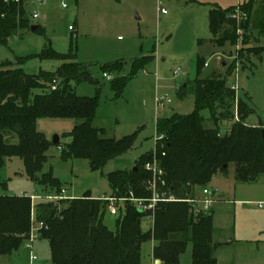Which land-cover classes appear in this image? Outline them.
Listing matches in <instances>:
<instances>
[{"label": "trees", "instance_id": "trees-1", "mask_svg": "<svg viewBox=\"0 0 264 264\" xmlns=\"http://www.w3.org/2000/svg\"><path fill=\"white\" fill-rule=\"evenodd\" d=\"M236 10L247 16L239 24L230 18ZM31 26L24 0H0V46H7L8 39L20 29L31 31ZM239 28L242 30L239 59L245 51L255 54L264 51V47L257 46L264 41V0H249L226 11L211 7L208 29L214 46L236 45ZM253 32L261 40H254ZM33 33H39L38 26ZM40 57L63 62L58 73L25 74L17 66L30 58L19 59L15 65H0V169L5 159L19 158L27 177L42 187L50 186L56 196L65 189L51 171L44 173L43 169L50 146L59 142L52 144L37 131L39 119L80 121L68 134L69 143L60 148L62 160H87L92 171L101 170L109 161L129 152L137 136L109 139L103 130L92 126L97 99L78 97L71 86L72 82L94 81L86 66L69 62L71 56L56 55L49 46ZM148 59L144 58L140 66ZM205 64L203 59L196 62L197 76L191 88L194 112L156 122V135L163 138L156 140L155 149L141 155L131 170L107 176L112 198H126L128 191H132L135 198L151 199L153 175L145 170V165L154 160L162 171L161 180L156 182L157 192L177 200L194 198L195 191L206 187L214 176L227 177L232 165L238 182H254L264 175V126L246 124L253 112L249 99L237 95L223 76L213 73L201 78ZM123 87L121 83L115 88L117 96ZM35 90L41 93L33 95ZM186 91L187 86H181L177 94L183 97ZM205 109L211 128L204 126L200 116ZM12 135L17 138L15 144L5 140ZM0 187L4 186L0 183ZM108 205L106 200L85 196L56 203L39 202L33 208L29 196L0 193V256L17 252L27 242L33 227V209L36 222L44 223L38 238L47 242L51 264H141V247L146 242L154 243L153 259L161 264H179L188 244L191 264H218L213 257L211 214L194 212L185 202H159L152 228L143 232L142 220L151 214L124 202L114 216L116 227L111 231L104 223L105 216L110 215Z\"/></svg>", "mask_w": 264, "mask_h": 264}, {"label": "rangeland", "instance_id": "rangeland-1", "mask_svg": "<svg viewBox=\"0 0 264 264\" xmlns=\"http://www.w3.org/2000/svg\"><path fill=\"white\" fill-rule=\"evenodd\" d=\"M248 1L44 0L39 4L36 0H24L30 24L38 26L39 33L18 30L8 39L7 46H0V65H15L19 59L30 58L17 67L31 76L41 73L54 76L63 62L41 58L42 51L49 46L56 55L71 56L68 61L86 66L94 79L90 83H71L78 97L97 99L92 126L103 130L105 138L109 139L137 136L129 152L109 161L101 170L92 171L87 160H62L60 148L64 149L69 143L68 134L80 121L39 119L36 122L38 132L49 142L55 136L59 138L58 145H51L47 152L48 162L43 172L51 171L72 199L112 198L107 176L131 170L141 155L155 149L156 122L175 114L186 116L194 112L191 88L197 76L198 59L207 63L201 78L220 74L227 86L236 88L237 95L248 97L253 112L246 124L264 126V51L260 54L245 51L239 59L240 47L231 43L214 46L208 29V13L212 6L226 11ZM255 38L260 39L253 32ZM257 46L264 47V41ZM144 58L149 59L142 67L140 62ZM104 66L108 69H101ZM104 72L110 80L104 77ZM121 83L124 87L117 96L115 88ZM178 84V89L187 86L183 97L177 94ZM40 93L35 90L32 94ZM157 97L169 101L164 108H156ZM200 116L206 128L213 127L206 109ZM222 129L226 131L227 128ZM5 140L9 144L17 143L13 135ZM0 183L4 186L0 187V193L11 196H55L53 188L42 187L27 177L19 158L4 160ZM206 187L214 193L215 203L208 212L213 215L212 242L217 247L213 254L218 264H264V175L254 182H238L234 179L232 165L227 177L216 175ZM39 202L46 200H35L32 207ZM116 219L108 214L105 216L104 223L109 230H115ZM141 228L143 232L152 228L150 215L144 217ZM42 245L41 250L32 251L37 258L36 264H51L47 246L44 242ZM29 249L22 246L18 252L0 256V264H28ZM152 252V242L144 243L140 263L153 264ZM179 264H191L190 244Z\"/></svg>", "mask_w": 264, "mask_h": 264}, {"label": "built area", "instance_id": "built-area-1", "mask_svg": "<svg viewBox=\"0 0 264 264\" xmlns=\"http://www.w3.org/2000/svg\"><path fill=\"white\" fill-rule=\"evenodd\" d=\"M6 1H14V0H6ZM37 3L39 4H43L44 0H36ZM62 7H65V5L63 4ZM162 14H166V11L161 10ZM34 17H36V15H34ZM231 19H234L238 22V24L241 21H245L247 19L246 14L240 13L239 10H236V12L234 14H232L230 16ZM237 43L236 46L239 49V47H241V43H242V30L239 28L237 29ZM207 66V64H205V67ZM104 77L107 80H110V77L106 74H104ZM176 88H179V84L176 85ZM233 90H235L236 88H232ZM236 91V90H235ZM166 102L168 103L169 101H165L164 98H155V106L157 109H162L165 107ZM163 137H157L156 140H161ZM145 170L149 171L152 173L153 175V182H152V190H153V194H152V198L151 199H139V198H135L134 194L132 191H128L126 198H121V199H115V198H108L106 199V201H108L109 205H108V212L111 216H116L118 214V209H119V205L123 204L124 202H130L132 203L140 212L142 213H150V218L153 221L154 218V211H155V207L159 202H185L187 204H189L192 208V210L194 212H204L207 213L209 210L210 205L213 203L212 197H213V193L211 191L208 190L207 187L204 188H200V194H201V198H192V199H188V200H177L174 197H169L167 198V196L164 193H158L157 189H156V182H159L161 180V176H162V171L159 168L156 160H154L152 163H147L145 165ZM31 201H32V206L34 205V201L35 200H39V199H44L47 202H51V203H56L58 200H68V199H72L71 197H69L67 195V192L65 190H61L60 194L56 195V196H47V197H41L38 195H31L29 196ZM31 221L33 223V227L29 236V239L27 240V242L25 243L26 247L28 248H32V244L35 240L38 239V231H40L43 227H44V223L40 222L37 223L34 217V213L32 210V215H31ZM37 261V258L33 255H31L30 257V263L33 264L34 262Z\"/></svg>", "mask_w": 264, "mask_h": 264}, {"label": "crops", "instance_id": "crops-1", "mask_svg": "<svg viewBox=\"0 0 264 264\" xmlns=\"http://www.w3.org/2000/svg\"><path fill=\"white\" fill-rule=\"evenodd\" d=\"M207 64V63H206ZM221 176V175H220ZM223 177V176H222ZM200 188L197 190V194L195 195V198H201V194H200ZM213 195H214V193H213ZM20 196H27V195H25V194H23V195H20ZM214 197V196H213ZM103 199V198H102ZM213 203H215V200H213ZM212 203V204H213ZM211 204V205H212ZM210 205V206H211ZM209 211V210H208ZM209 212H207V214H208ZM209 214H211V213H209ZM211 216H212V221H213V215L211 214ZM111 217H114V216H111ZM213 226H214V221H213ZM212 233H213V231H212ZM212 238H213V236H212ZM45 243V245L47 246V252H48V261H49V263H50V250H49V247H48V244H47V242L46 241H44V240H41V239H37L35 242H33V244H32V248L31 249H29L30 250V256L28 257V264H31L30 263V257H31V255H33L32 254V251L33 250H36V251H39V250H41L42 248H43V245H42V243ZM229 243H231V241L229 242ZM152 244H153V247H154V243L152 242ZM213 245L215 246V249H217V247H216V245L213 243ZM24 247L26 246L25 244L23 245ZM21 249V248H20ZM19 249V250H20ZM18 250V251H19ZM17 251V252H18ZM214 253V252H213ZM152 255H153V252H152ZM213 257H214V254H213ZM216 260H217V258L216 257H214ZM155 259H153V264H155ZM37 262V261H36ZM36 262H34L33 264H36ZM217 263H218V261H217ZM159 264H161V262L159 263Z\"/></svg>", "mask_w": 264, "mask_h": 264}, {"label": "water", "instance_id": "water-1", "mask_svg": "<svg viewBox=\"0 0 264 264\" xmlns=\"http://www.w3.org/2000/svg\"><path fill=\"white\" fill-rule=\"evenodd\" d=\"M36 27L37 26H31V31L33 32L36 29ZM222 66H225L224 62L222 63ZM184 87H185V85H184ZM262 135L264 137V130H262ZM58 142H59V138L57 136H55L52 140V144H57ZM134 170H136V168H134ZM159 263H160V261H158V260L155 261V264H159Z\"/></svg>", "mask_w": 264, "mask_h": 264}]
</instances>
